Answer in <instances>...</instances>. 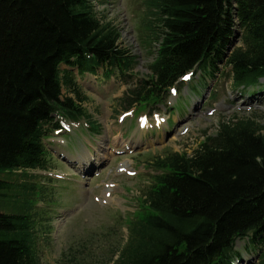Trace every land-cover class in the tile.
Returning <instances> with one entry per match:
<instances>
[{"label": "trees", "instance_id": "trees-1", "mask_svg": "<svg viewBox=\"0 0 264 264\" xmlns=\"http://www.w3.org/2000/svg\"><path fill=\"white\" fill-rule=\"evenodd\" d=\"M148 9L158 49L151 75L137 78V58L93 0H0V264H42L37 191L13 176L48 171L45 141L63 120L90 119L78 78L135 77L117 100L126 111L143 105L150 113L198 73L264 91V0H149ZM260 129L250 119L223 122L192 155L157 161L142 214L112 264H235L238 241L264 264Z\"/></svg>", "mask_w": 264, "mask_h": 264}, {"label": "rangeland", "instance_id": "rangeland-1", "mask_svg": "<svg viewBox=\"0 0 264 264\" xmlns=\"http://www.w3.org/2000/svg\"><path fill=\"white\" fill-rule=\"evenodd\" d=\"M148 1L93 0L98 18L117 27L121 46L137 58L131 72L137 78L151 75L149 66L158 49L148 23L155 19L148 14ZM233 45L241 46V39H234ZM135 77L127 78L129 84L121 78H78L88 99L81 107L90 119L63 120L45 141L48 171L13 176L37 191L42 264H112L127 243L130 222L142 214L141 200L154 183L157 161L173 153L192 155L221 123L237 118L255 121L264 135V91L259 88L237 90L228 76L213 79L198 73L171 93L167 106L151 113L143 105L126 111L117 99ZM201 82L208 87L202 90ZM100 146L111 152L101 162ZM236 249L241 257L235 264H256L257 255L247 241H238Z\"/></svg>", "mask_w": 264, "mask_h": 264}, {"label": "bare ground", "instance_id": "bare-ground-1", "mask_svg": "<svg viewBox=\"0 0 264 264\" xmlns=\"http://www.w3.org/2000/svg\"><path fill=\"white\" fill-rule=\"evenodd\" d=\"M117 138H118V137L116 136V137H115V140H116ZM114 143L116 144V142H114ZM122 146L126 148V147L129 146V144H128V142H127L126 144H125V142H123ZM100 147L102 148V146H100ZM102 149L104 150V152L102 153V155H101L100 153L98 154V155H99V160H98L99 162H101L102 159L108 158V156L111 154V152H108V149H109V148H108V149H107V148H102ZM100 157H101V158H100ZM96 160H97V159H96ZM122 168L125 169V168H126V165H123ZM108 187H109V189H110V186H108ZM107 191H108V190H107Z\"/></svg>", "mask_w": 264, "mask_h": 264}, {"label": "snow or ice", "instance_id": "snow-or-ice-1", "mask_svg": "<svg viewBox=\"0 0 264 264\" xmlns=\"http://www.w3.org/2000/svg\"><path fill=\"white\" fill-rule=\"evenodd\" d=\"M185 79H187V77H185Z\"/></svg>", "mask_w": 264, "mask_h": 264}]
</instances>
